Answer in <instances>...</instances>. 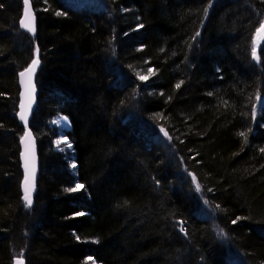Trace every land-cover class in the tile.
Wrapping results in <instances>:
<instances>
[{
  "label": "trees",
  "instance_id": "trees-1",
  "mask_svg": "<svg viewBox=\"0 0 264 264\" xmlns=\"http://www.w3.org/2000/svg\"><path fill=\"white\" fill-rule=\"evenodd\" d=\"M31 2L34 36L0 0V264H264V0ZM36 56L27 207L17 75Z\"/></svg>",
  "mask_w": 264,
  "mask_h": 264
},
{
  "label": "water",
  "instance_id": "water-1",
  "mask_svg": "<svg viewBox=\"0 0 264 264\" xmlns=\"http://www.w3.org/2000/svg\"><path fill=\"white\" fill-rule=\"evenodd\" d=\"M29 6L31 7L32 9V13H33V16H34V25H35V32H30L28 31L26 28H24L21 24V20L24 19V12H25V3H24V0H23V10H22V14H21V17H20V20H19V25H20V28L29 33L30 35H35L36 32H37V22H36V14H35V10L33 8V5H32V2L31 0H29ZM37 57H35L34 59H36ZM32 63V61H31ZM31 63L25 67L23 70H21L18 75H17V79H18V87H19V103H18V109H17V114H16V117H17V120L19 122V124L23 127L24 129V132H23V135L22 137H24V141L22 142L21 138H20V141H19V145H20V154H19V160H20V165H21V170H22V173H23V179H22V182H21V190L24 194V181H25V158L27 157V160H28V164H29V169L32 168L33 164H34V168H35V178H34V189L32 191V195L34 194V191H35V186H36V182L38 180V177H39V171H40V160H39V152H38V145H37V141H36V138L30 128V121H31V118L33 116V112L37 106V97H38V89L36 87V84H35V77H36V74L39 70V66H40V63L39 65L36 67V71L35 73H33L31 75V78H30V82H29V76L28 75H25V77L21 78L20 76V73L25 71L26 68H28ZM23 80V82H22ZM34 86L35 88V91L32 92V87ZM29 103H31V108L29 109L28 108V105ZM23 105V107H22ZM23 111H27V125H25V122L23 120H21L20 118V114L21 112ZM30 132L31 133V137H27L26 136V133ZM18 258H15L13 260V264H16V260ZM23 259V258H22ZM24 261V264H26L25 260L23 259Z\"/></svg>",
  "mask_w": 264,
  "mask_h": 264
},
{
  "label": "snow or ice",
  "instance_id": "snow-or-ice-1",
  "mask_svg": "<svg viewBox=\"0 0 264 264\" xmlns=\"http://www.w3.org/2000/svg\"><path fill=\"white\" fill-rule=\"evenodd\" d=\"M24 3H25L24 19L21 20V24L28 31L34 33L35 32L34 16H33V13H32V9L29 6V0H24ZM0 6H2V5H0ZM206 11L207 10H205V13H206ZM62 14L63 13H60V12H57L56 13V15H62ZM140 27H143V25H140ZM262 33H264V21L260 22L259 27L256 28V34L257 35H260ZM196 35L198 36L199 35V32H197ZM36 51L38 53L39 52V49L37 48ZM252 55H253V58L254 59H259V57L257 56V49H256V41H255V39H253ZM39 63H40V61H39V58L37 56L36 59H33L32 60L31 65L28 68H26L25 71H23V72L20 73L21 78L25 77V75H28L29 76V82H30L31 75L33 73H35L36 67L39 65ZM148 73H149V75L153 74V69L149 68L148 69ZM137 75H138V78L141 81H145V80L148 79V76H146V75H140V74H137ZM22 82H23V80H22ZM183 83H184L183 81H180V82H178L176 84L175 87L177 89H179ZM34 91H35V88L33 86L32 87V92H34ZM209 95H211V93H209ZM169 99H171V98L169 97ZM22 107H23V105H22ZM28 108L29 109L31 108V103H29ZM252 114H253V116H255V108L253 109V113ZM157 116L159 118H162L161 114H157ZM20 118H21V120H23L25 122V125H27V122H28V120H27V111L21 112ZM64 120L66 121V118H64ZM161 132H163V134L166 137H168L169 139H171V137L169 136L168 132L165 131L163 127L161 128ZM239 135L241 137H243L244 140H245V143H247V139H248L247 133L240 132ZM26 136L27 137H31V133L30 132L26 133ZM21 140L23 142L24 141V137H22ZM60 143H65L67 145V147L71 148V144L68 143L66 139L63 140V141H58L57 142V146H59ZM260 151L261 152H264V149H261ZM72 167L75 168L76 165L73 164ZM34 178H35V168H34V164H33L32 168L29 169V164H28V160H27V157H26L25 158L24 201H25V204H26L27 207H30L31 204H32V191L34 189ZM195 179L196 178L193 176V181H195ZM83 188H84V185L83 184L77 183L75 185V187L69 188V189H67V191H69V192H76V191H80ZM196 190L197 191H200L201 190V186H200L199 183L196 184ZM79 215H83V213H80ZM232 222H233V224H235L237 221L236 220H233ZM89 259H92V258L89 257ZM16 264H24V261H23L22 257L21 258H18L16 260ZM93 264H95V261H93Z\"/></svg>",
  "mask_w": 264,
  "mask_h": 264
},
{
  "label": "rangeland",
  "instance_id": "rangeland-1",
  "mask_svg": "<svg viewBox=\"0 0 264 264\" xmlns=\"http://www.w3.org/2000/svg\"><path fill=\"white\" fill-rule=\"evenodd\" d=\"M254 39L256 41V49H257V56H258V49L260 48L262 42L264 41V33L260 35H257L255 33ZM253 60L258 61V59H254V58ZM263 104H264V99L260 98V100L257 103V113L261 110ZM64 118H65L64 116L56 115L49 120V126L52 128H55L57 130V135H58V138L53 142V147L55 150L59 152H72V145H71V148L67 147L65 143H60L59 146H57L58 141H63L65 139L67 140L68 143H70L68 139L64 136V132L70 129V123L67 119L65 121ZM22 198L24 201V194Z\"/></svg>",
  "mask_w": 264,
  "mask_h": 264
},
{
  "label": "bare ground",
  "instance_id": "bare-ground-1",
  "mask_svg": "<svg viewBox=\"0 0 264 264\" xmlns=\"http://www.w3.org/2000/svg\"><path fill=\"white\" fill-rule=\"evenodd\" d=\"M16 258H21V257H16ZM14 259H15V258H14ZM14 259H13V260H14Z\"/></svg>",
  "mask_w": 264,
  "mask_h": 264
}]
</instances>
